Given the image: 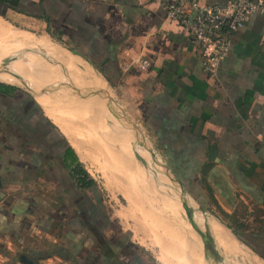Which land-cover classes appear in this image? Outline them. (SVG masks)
<instances>
[{"label":"crops","instance_id":"crops-1","mask_svg":"<svg viewBox=\"0 0 264 264\" xmlns=\"http://www.w3.org/2000/svg\"><path fill=\"white\" fill-rule=\"evenodd\" d=\"M160 2L0 0V20L12 14L34 22L115 93L182 198L208 218L218 245L207 248L211 261L222 260L219 246L232 253L214 238L215 221L264 264V16L248 19L209 74ZM142 59L149 62L145 71L137 68ZM0 85L9 88L0 91V258L10 264H152L106 214L95 188H80L73 174L80 158L33 103L40 100L25 85L31 94Z\"/></svg>","mask_w":264,"mask_h":264},{"label":"rangeland","instance_id":"rangeland-1","mask_svg":"<svg viewBox=\"0 0 264 264\" xmlns=\"http://www.w3.org/2000/svg\"><path fill=\"white\" fill-rule=\"evenodd\" d=\"M1 22L13 28L16 32L28 34L36 39L47 37L44 31H39L34 22L27 19L24 20L23 18L19 19V17H15L12 14H10V18L8 17L7 22L3 20H1ZM1 38L2 37H0V39ZM51 39L50 41L53 47L54 45H57L56 48L60 46L55 37H51ZM60 48L62 49L63 47L60 46ZM21 50L20 52L24 54L37 53L35 55L41 58L43 57L42 60L45 66L48 67L43 74H40L39 79H37V81L43 85V88L38 90L42 100V102H38L43 108L38 104L36 99H34V101L32 100L33 103L44 113L46 112L48 118L58 125L65 135H63V141L66 142L68 146L71 145L74 148L79 158L81 148L82 153H80L85 156V159L80 158V167L87 174V177L95 182L96 199L99 200L109 218L112 219L115 224H118L123 232L130 236L132 242L138 247L137 249L146 252L152 264H179V260L174 257L175 254L172 246L182 244H188L187 247H189L193 256L199 258L198 264L225 263L223 261H226V264H262V262L257 259H253L252 255L249 254L246 249H243V251L241 250L240 253H227L221 246H219V248L222 251V253H220L222 260L219 261V263L210 260V256L207 253L208 247L206 245L208 244L209 246L212 245V242L214 243V239L209 233L210 229H207L205 223L199 224L192 220L199 228H202L206 232L207 237L204 239L205 247H203L199 234H197L196 230L191 228V223H189L182 212L183 204L189 206L187 201L182 198L174 182L169 179L164 169L160 166V161L156 153L154 151L153 154L149 153L143 147L144 143L152 151L148 140L139 135L138 131L132 128L130 124L132 129L125 131L119 123L112 122L109 129L111 143H113L115 147L116 157H119V159L116 158V160L124 162L127 158L126 161L130 162H124L127 167L130 166L128 167L129 169L126 176L123 171L116 169L118 165H104L102 157H98L100 158L98 160L97 157L88 155L85 147L86 142H83L82 139H88L89 143H97L98 137L91 131L90 126L92 122H89L91 121L90 119L87 120L88 117L84 113V107L80 109L77 106V100H74L73 95L70 93L85 97L86 93L91 90L90 83L88 82L89 80L80 72L65 67H58L44 51L41 52L31 48ZM63 50L65 49L63 48ZM79 64L81 67L83 66L81 68L82 70L88 67L80 60ZM49 67L52 68L49 69ZM56 67H58V69ZM9 68L10 54L0 57V74H3V72L7 73ZM86 71H89V69H86ZM0 83H11L22 90L25 89L26 92H30L24 86L16 82H8L0 78ZM70 85L72 87H70ZM52 87H58L60 90L53 91ZM105 88L107 91L106 94L110 97L112 105L115 107L114 109L122 115L115 93L111 91L107 85H105ZM86 97H88V95ZM45 99L47 101H44ZM43 102L46 103L45 107L42 104ZM96 108H98V106H96ZM99 112L102 113V115L108 114L106 111L101 112L99 110ZM114 126H116V130ZM114 132L116 135H114ZM119 142L121 144H119ZM84 147L85 149H83ZM76 149H79V152H77ZM90 158H92V160ZM122 158L124 159L120 160ZM88 159H90L91 162H88ZM157 161L159 162L157 163ZM200 213L203 214L202 212ZM203 215L206 217L205 214ZM211 222L215 223L218 229L223 230L215 221ZM217 246L218 245L214 243V247L216 248ZM0 264H10V260L6 261L0 258Z\"/></svg>","mask_w":264,"mask_h":264},{"label":"bare ground","instance_id":"bare-ground-1","mask_svg":"<svg viewBox=\"0 0 264 264\" xmlns=\"http://www.w3.org/2000/svg\"><path fill=\"white\" fill-rule=\"evenodd\" d=\"M0 37H2L0 39V44H1L0 45V57L7 56L10 54V68L7 70V73H4V72H3V74L1 73L0 78L5 80V81H8V82H16V83L25 85L27 88L29 87L28 89L31 90L32 94L35 97H37L40 100V102H42V100L39 96L38 90L40 88H43L42 87L43 85L40 82H38L37 79H39L40 74H43L46 71V69H48V67L45 66L44 61L42 60L43 57L41 58V57L36 56L35 54H37V53H35V54H33V53H30V54L21 53L20 52L21 49L31 48V49L39 50L41 52L44 51L47 53V56H49L50 59H52L57 64L58 67L59 66L61 68L65 67V68L72 69L73 71L80 72L81 74H83L85 76V78H87L89 80L88 82L90 83V86H91L90 89L91 90L86 93V96L88 95L87 98H88V100L92 101V103H88L87 104L88 106L85 105L84 101H81L80 95L77 94L78 96H76V94L74 95L73 93H70L73 95L74 100H77V104H80L81 107H84L85 109H87L89 111L88 114L85 113V115L88 117L87 120L90 119L91 121H89V122H92V125L90 126L91 131H93L95 133V135L98 137L97 143H89L88 139H82L83 142H86L85 147H86L87 154L91 155L93 157L94 156L97 157L98 160L100 159L98 157H102L103 160H105V161L114 162L116 165H118L116 169L123 171L125 173V176H126L128 169H129L128 167H130V166L127 167V165L125 163L129 162V161H126L127 158L125 159L126 162L124 161L125 163L122 161L116 160V158L119 159V157H116L117 154L115 152V147L113 146V143H111V140L109 137V131H110L109 129L111 127L110 125L112 122L119 123L122 126V128H124L125 131L128 129H132V128L130 127V125L126 121V119L121 114H119L118 111H116L114 109L115 107L112 105V101L110 100V97L106 94L107 91H106L105 85H104L103 81L97 76V74L93 73L89 67H85V69L83 68L84 70H82L81 68L83 66L81 67V65L79 64L78 58L72 56L70 53H67L65 50H63V48L61 49L60 46H58L56 48L57 45H54V47H53V44H51L46 38L36 39L35 37L29 36L28 34L27 35L24 33L21 34L19 32H16L15 30H13V28L9 27L7 24L1 22V20H0ZM58 67H56V68L58 69ZM50 68H52V67H49V69ZM53 68H55V67H53ZM1 69H3V68H1ZM86 69H89V71H86ZM53 70H55V69H53ZM56 75H57V73H56ZM47 77H48V75H47ZM49 77H51V76H49ZM62 85H64V84H62ZM70 87H72V86L70 85ZM44 101H47V100L45 99ZM42 104L45 107L46 103L43 102ZM96 106H98V108H96ZM47 110H48V108H47ZM99 110L101 112L106 111L108 114L106 113L107 115H102V113H100ZM114 127L116 130V126H114ZM101 128H103V129H101ZM111 129H113V128H111ZM115 132H114V135H116ZM128 134H130V133H128ZM111 137H112V135H111ZM120 142H119V144L122 143V142L121 143ZM116 143H118V142H116ZM85 147L83 149H85ZM94 148H98V149H94ZM78 150H77V152H79ZM80 152H81V148H80ZM80 152H79V156L81 159H83L85 156L83 154H81L82 152L81 153ZM91 156H89V157H91ZM90 159L92 160V158H90ZM90 159H88V162L89 161L91 162ZM123 159L124 158H122L120 160H123ZM93 161H94V159H93ZM150 207H152V206H150ZM183 210H184L183 213L185 215H187V213H189L190 216H188V218L193 220L195 223H199V224L208 223L207 218L203 217V215L200 212H197L198 210H195V208L192 205L187 206L186 209L183 208ZM149 213H150V211H149ZM155 220H156V218H155ZM212 233L214 234V238L217 241H219L220 244L222 246H224L229 252H232V253L239 252L240 253V251H241L240 245H237V243L234 241V239L231 238L230 235H227L225 232L220 231L214 225H212ZM170 234H172V233H170ZM175 240H178V239H175ZM187 245H183V244L182 245H173L172 247H173V251L175 254L174 257H176V259L179 260V264H198V262H199L198 258L193 256L192 252L190 251L189 247H187ZM207 247H208V245H207Z\"/></svg>","mask_w":264,"mask_h":264},{"label":"built area","instance_id":"built-area-1","mask_svg":"<svg viewBox=\"0 0 264 264\" xmlns=\"http://www.w3.org/2000/svg\"><path fill=\"white\" fill-rule=\"evenodd\" d=\"M168 20L183 30L189 44L202 58L205 71L215 74L233 47V36L251 16H264V0H229L224 6L201 5L197 0H161ZM146 59L137 68L145 71Z\"/></svg>","mask_w":264,"mask_h":264},{"label":"trees","instance_id":"trees-1","mask_svg":"<svg viewBox=\"0 0 264 264\" xmlns=\"http://www.w3.org/2000/svg\"><path fill=\"white\" fill-rule=\"evenodd\" d=\"M9 88L8 87H4V86H2V85H0V91L1 90H8ZM10 91H15V88H12V87H10ZM70 151V153L72 154V151L71 150H69ZM73 174H76L77 175V181H78V183L80 184V188H85V189H87V188H92V187H95L94 186V182H93V180H91V179H89L88 177H87V174L81 169V167H80V165L79 164H77V166H76V168L73 170ZM53 247V246H52ZM51 247V248H52ZM50 248V249H51ZM53 250H54V248H52V251L50 252V253H53ZM49 252V251H48ZM47 256H49L50 254H46ZM23 264H32V262H30V261H25L24 260V262H22Z\"/></svg>","mask_w":264,"mask_h":264},{"label":"water","instance_id":"water-1","mask_svg":"<svg viewBox=\"0 0 264 264\" xmlns=\"http://www.w3.org/2000/svg\"><path fill=\"white\" fill-rule=\"evenodd\" d=\"M52 90L53 91H58V90H60V89H58V87L57 88H55V87H52ZM28 92V91H27ZM29 94H31L30 92H28ZM32 95V94H31ZM121 113H122V115L125 117V118H127V122L132 126V128H134L135 130H137V127L135 126V124L128 118V117H126L125 116V114L122 112V110H121ZM138 131V130H137ZM138 133H139V131H138ZM139 135H141V133H139ZM142 136V135H141ZM143 137V136H142ZM143 147L145 148V150H147L149 153H152L153 154V151H151L149 148H148V146H146V144H144L143 143ZM158 163V162H157ZM160 164V163H159ZM160 166L164 169V171L167 173V170H166V168H165V166H163L162 164H160ZM168 176V175H167ZM170 179V178H169ZM171 180V179H170ZM182 192V191H181ZM182 195L186 198V195L182 192ZM183 208L184 209H186L187 208V206H186V204H183ZM188 216H190L189 215V213H187V215H186V219L189 221V223H191V225H192V227H193V229H195L196 230V232H197V234H199V236H200V238H201V240L203 241V244H204V247H205V243H204V239L207 237L206 236V232L205 233H202L201 231H200V229L198 228V226L191 220V219H189L188 218ZM208 249H209V251H210V249H212V245H210L209 247H208ZM207 252H208V250H207ZM213 254L214 253H212V256H213Z\"/></svg>","mask_w":264,"mask_h":264}]
</instances>
